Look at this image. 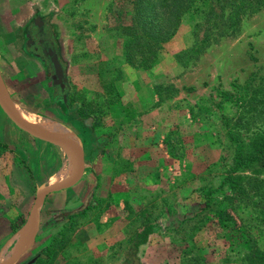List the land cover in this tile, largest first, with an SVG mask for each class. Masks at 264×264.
<instances>
[{"label":"rangeland","instance_id":"1","mask_svg":"<svg viewBox=\"0 0 264 264\" xmlns=\"http://www.w3.org/2000/svg\"><path fill=\"white\" fill-rule=\"evenodd\" d=\"M18 1L0 0V87L16 108L72 130L87 173L101 175L96 202L82 217L65 221L62 205L43 204L40 238L14 264L29 258L33 264H121L130 238L145 223L157 227L140 246L138 264H258L255 256L264 252V158L235 173L245 179L243 186L255 178L246 195L222 179L234 165L236 147L251 151L264 136V4L208 0L191 8L143 69L126 61L116 25V9L127 8L125 0ZM37 8L52 24L64 59L68 90L62 105L51 101L42 68L19 51L22 28ZM125 107L133 115L121 120ZM7 121L0 110L1 141L18 143L28 155L31 149L46 152L48 144L37 150L33 141L39 139L13 124L17 136ZM173 121L175 129L164 134ZM163 137L167 152L148 146L160 148ZM48 153L58 164L68 158L50 148ZM151 153L159 156L157 178L167 181L150 179ZM168 154L172 160L163 166ZM10 158L1 168L17 173ZM34 160L45 169V162ZM136 161L137 181L154 194L140 200L143 206L131 201L126 211L124 194L116 191L128 189L126 176L136 171ZM0 183L2 252L22 233L38 186L7 174ZM68 200L73 209L84 205L74 196Z\"/></svg>","mask_w":264,"mask_h":264},{"label":"trees","instance_id":"2","mask_svg":"<svg viewBox=\"0 0 264 264\" xmlns=\"http://www.w3.org/2000/svg\"><path fill=\"white\" fill-rule=\"evenodd\" d=\"M125 1L128 6L127 8L123 9L119 7V9H116L118 16L116 25L123 35L122 41L125 58L130 65L147 69L158 56L163 44L169 41L178 31L183 15L193 7L197 9L208 0ZM256 3L262 5L264 4V0H256ZM122 14H127L129 18H123ZM67 90L68 85L64 70L62 80L55 79V82L51 84V101L61 105L64 102L66 103ZM72 108H74L73 105ZM229 137L231 138V135ZM5 151L14 153V151L8 148L6 143L0 142V153ZM263 158L264 136L257 140L255 148L251 151H246L242 144L237 146L233 159L234 165L223 177L222 183L229 182L234 190L246 195L248 192L246 186H252L255 178L247 179V185L243 186L240 184V181H244L245 179L241 174L235 173L239 169L247 168L251 163L261 161ZM20 161L24 164L22 159ZM156 227L157 224L145 223L140 230L133 233L121 264H138L139 258L137 253L139 248L147 242L148 237L155 231ZM255 257L258 259V264H264V252Z\"/></svg>","mask_w":264,"mask_h":264},{"label":"crops","instance_id":"3","mask_svg":"<svg viewBox=\"0 0 264 264\" xmlns=\"http://www.w3.org/2000/svg\"><path fill=\"white\" fill-rule=\"evenodd\" d=\"M13 1H15L14 2L15 5H20V1H18V0H13ZM30 4L33 6V3H30ZM35 13H40L42 15L44 14V13L40 12L37 8V9H34V11H32L31 17ZM20 53H21V51H20ZM147 90L150 91V89H147ZM144 95H145V93H144ZM156 102H158V98H157ZM0 110H2L1 106H0ZM130 111H131V109H126V107H125V109L120 112L121 114L119 113L122 117L121 120H123V118H125L127 114L133 115L132 111H131V113H129ZM173 112L175 113L174 119H176L178 113L175 110H173ZM7 120H8L7 122H9V121L11 122L10 127L14 130V133L17 136H19V133L17 132L18 129L16 127H13V126H15V123L8 116H7ZM190 121H191V123H194V125H195V126H192V125H190V126L192 128H194V130H197V124L195 123V121L192 119ZM176 124H177V121H173L170 124L165 125V127L163 128L164 134L165 133L169 134L171 132V130L175 129V127L177 126ZM186 124H188V123H186ZM179 126L181 128H183V126H181V125H179ZM23 138H24V135H23ZM33 138H36V137H33ZM163 141L164 142H162V139H161L159 144H158V146L160 148H158L156 146L155 142L154 143H152V142L148 143V146L149 145L151 146L153 144V146H155V148L158 149L159 151H161V150L165 151L166 150V152H167L168 149L166 147L164 137H163ZM0 142H3V141L0 140ZM3 143L7 144V142H3ZM8 143H9V144H7L8 148L10 150L14 151V153H12L10 151H5L3 153H0V182H2V181L4 182V178H5L6 174L12 175L13 178H15V180H23L24 179V180L28 181V183L30 182V184L32 186L33 185L42 186V185H48V184L68 183L72 179H74V177H73L72 179H70L67 182H50V177H52L58 170H60L65 165L67 158H65V160L62 164H58L56 159H55V161H53L54 158H50V154L48 153V148H50L53 152H55V150H56L58 152L65 153V155L67 154L69 156V154L61 146L39 139L38 141H33V143L37 146L36 149L37 150L42 149L44 144H48L49 147L46 149V152L39 154V153H37V151L36 152L33 151L34 149L33 150L31 149L30 151H31L32 155H28L26 153V151L22 147L19 146L18 143H14V142L10 143L9 141H8ZM31 143H32V141H31ZM79 146H80V150L82 152L83 146H81L80 143H79ZM9 156H11V158H13L12 163L14 161V166L17 170V173L14 171H12L11 174H10V171L6 173V170L1 168L4 165L5 160L10 158ZM151 156H152V160H148V162L154 161L152 163V165L154 166L155 171H153L150 179L156 183H159L160 180L162 182L167 181L169 178L167 179V178H165V176H161L160 179L157 178V176H158L157 175V168L159 167V163H160L159 162V156L153 158V153H151ZM35 158L41 159V162H45V166H46V167H44L45 169L41 168V165L34 160ZM21 159L24 161V164L21 163V161H20ZM50 159H52L51 160L52 164L48 166L47 162L50 161ZM162 160H163V166H164L165 164H167V162H169L172 159L169 155L168 157H166L165 159H162ZM145 163H147V161H145ZM133 164L135 166H132V167L136 168V171L132 172V173H128L126 176V178H127L126 182L128 185L127 186L128 189H126L125 191H122V190L116 191V194H121V193L124 194L123 195V197H124L123 203L124 204L122 206V209L124 208V209H126V211H129L131 209V206L129 204L131 201H132V203H133V201H135L134 204H139L140 206H143V204L141 203L140 200H147L151 194H154L149 189V187L146 186V183L145 184L143 183L142 185H140V180L137 181L136 176L138 174V167L140 166V162L136 161V163H133ZM167 167H169V164ZM90 173H91L90 174L91 176L87 173L86 166L84 165V161H82V173L72 185H70L69 187H66V188H62L59 190L52 191V192L41 197L39 209H38L36 232L34 234L33 241L31 243L30 247L25 252H27L31 247H33L34 244L36 243V241H38L40 238L39 232H40V227H41V213H42L43 204L47 203L49 206H52L53 204L62 205L65 209L63 210V213H61V216L64 218L65 221L69 217L71 218L73 216L82 217V215L86 214L88 212V210L90 209V207L94 205V203L96 202V198H97L95 187L97 186V181L100 182L101 173H98L96 171L90 172ZM165 173L167 174L168 177L171 175V171H169L168 169L165 170ZM89 176H90V178H89ZM1 177H3V178L1 179ZM89 179H91V180L89 181ZM88 181H89V184H88ZM133 183H135V184L132 186L131 184H133ZM0 186H2L1 183H0ZM11 193L14 194L15 191L13 190V191H11ZM73 196L76 199L74 201L75 203H77V199H78V202L80 204H84V205L83 206L81 205L82 207L80 205H77L78 206L77 209H73L72 207H70L71 203H69L68 199L73 197ZM111 197H115V196L111 195ZM109 198H110V195L108 193V201H109ZM58 199H59V201H57ZM125 200H127V201H125ZM115 205L118 208L120 207L119 204H117V203ZM145 208L146 207L142 208L140 212H144L146 210ZM134 210L139 211V209H137V210L134 209ZM64 224H66V222ZM52 232H54V231H52Z\"/></svg>","mask_w":264,"mask_h":264},{"label":"water","instance_id":"4","mask_svg":"<svg viewBox=\"0 0 264 264\" xmlns=\"http://www.w3.org/2000/svg\"><path fill=\"white\" fill-rule=\"evenodd\" d=\"M0 106L2 110L5 112V114L15 123V125H17L20 129H22L26 133L43 141H47L61 146L69 154L70 158L74 163V168H75L74 179H72L70 182L42 185L36 188L34 201L32 203V206L30 208V211L28 213V216L26 218V221L22 229L21 247L10 259L0 262V264H14L18 260V258L30 247L33 241V237L37 227V216H38V209H39L41 197L52 191L69 187L76 181V179L82 173V155H81L82 152L80 150V146L76 148V146H74L72 143H70L62 136L44 133L28 125L22 118L18 116V114L12 108H10L5 103L4 99L2 98L1 91H0ZM33 229H35V231Z\"/></svg>","mask_w":264,"mask_h":264},{"label":"flooded vegetation","instance_id":"5","mask_svg":"<svg viewBox=\"0 0 264 264\" xmlns=\"http://www.w3.org/2000/svg\"><path fill=\"white\" fill-rule=\"evenodd\" d=\"M21 53L34 59L42 68L45 79L50 84L55 79L61 81L64 74V59L57 35L50 21L40 13H35L22 28ZM29 258L24 264H33Z\"/></svg>","mask_w":264,"mask_h":264},{"label":"bare ground","instance_id":"6","mask_svg":"<svg viewBox=\"0 0 264 264\" xmlns=\"http://www.w3.org/2000/svg\"><path fill=\"white\" fill-rule=\"evenodd\" d=\"M0 91L5 103L10 108H12L18 114V116L22 118L28 125L44 133L62 136L70 143H72L74 146H76V148H78L79 142L72 130H70L69 128H67L57 120L38 116L34 113H30L16 108L6 98L5 91L2 88H0ZM67 157L68 158L65 165L60 170H58L52 177H50V182H67L74 177L75 175L74 163L68 155ZM21 239H22V233L18 234L15 237V241H14L15 244L12 247H10V249L7 248L4 249L2 252H0V262L10 259L19 250L22 244Z\"/></svg>","mask_w":264,"mask_h":264}]
</instances>
